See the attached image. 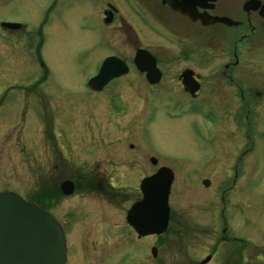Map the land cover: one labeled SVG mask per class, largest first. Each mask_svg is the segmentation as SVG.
<instances>
[{
  "label": "rangeland",
  "instance_id": "obj_1",
  "mask_svg": "<svg viewBox=\"0 0 264 264\" xmlns=\"http://www.w3.org/2000/svg\"><path fill=\"white\" fill-rule=\"evenodd\" d=\"M57 1L59 3L51 9V13L49 7ZM143 1L148 3V0ZM107 3L113 4L117 12L114 23L109 26L104 24L106 16L102 13ZM122 3V0H86L85 3L82 0H0V191H13L26 201H43L47 211L61 222L68 219L66 214H72L78 208L95 210L96 219L102 221L96 225L88 221L93 228L86 225V220L77 226L69 220L66 222L76 233L80 231L89 237L78 243L83 246L82 256L96 247L93 244L96 239L92 234L88 235L87 230L100 231L103 228L116 230L120 242L126 239V249L119 251L115 264H123L119 259L123 254L126 264H147L144 258L149 252L144 251L145 245L147 248L158 246L163 257L162 264H176L179 251L183 249L189 253L204 254L218 234V228L212 226L203 233L187 232L181 236L176 231L177 207L185 200L190 204L196 198L197 203L204 199H217L215 193L221 191L217 189V184L222 183L228 174L207 173L210 186L204 188L196 179V174L173 170L169 203L174 217L169 233L164 232L161 237L139 240L124 224L126 208L139 196V179L151 175L155 169L149 165L148 155H153L154 151L178 155L211 149L206 141L199 144L202 138L194 134V125L200 127L204 123V129L208 127L198 116L184 115L180 119H171L156 110L154 116L148 114L152 117L150 121L145 115L148 101L146 83L136 70L113 82L100 95L90 94L85 88L84 80L95 73L101 56L111 51L108 43H118L123 57L132 56L131 39L122 30L120 22L136 29L137 22L133 21ZM48 12L47 21L50 17L51 24L45 27L43 20ZM3 21L21 22L25 27L15 32L4 31L1 28ZM86 21L100 26L106 50L98 48L96 29L83 25ZM39 24L45 28H39ZM36 29L45 34L42 45L37 39ZM140 33V42L146 48L168 60L164 69L174 71L177 65L169 59L173 51L166 50L170 45L164 43L153 30L150 33L142 28ZM39 46L43 64L64 88L65 93L60 96L55 95L57 90L50 96L52 90L47 88L46 94L41 93L44 90L40 88L35 93H32L33 89H28L42 72L33 54ZM247 80L255 81L253 77H247ZM51 82L48 80L45 85L54 84ZM262 112L260 119L256 116L257 112L249 117L248 132L258 134V129H261L263 135L256 140V148L252 147L249 150L251 153H246L247 166L239 174L246 176L248 200L247 205L241 208L244 217L238 216L231 222L239 232L244 230L240 221H245L247 245L264 250V110ZM147 113H153V110H146ZM249 145L248 141L247 147ZM248 162H254L255 171H248ZM82 165L84 170L92 169L96 173L78 172ZM186 176L189 177V184L182 187L186 190H182L180 182ZM65 177L71 178V183L79 184L107 180L118 188L104 196L101 190H88L83 185L63 198L55 191ZM126 186L134 191L123 194L126 189L122 187ZM178 186L181 189L179 193L173 192ZM229 204L238 206V200L231 198ZM73 207L77 208L70 211ZM188 212L191 213L190 210ZM99 215L102 217L98 218ZM75 216L78 219L77 211ZM249 248L247 246L246 250ZM256 253L252 248L249 255L254 257ZM151 262L157 264V261Z\"/></svg>",
  "mask_w": 264,
  "mask_h": 264
},
{
  "label": "flooded vegetation",
  "instance_id": "obj_2",
  "mask_svg": "<svg viewBox=\"0 0 264 264\" xmlns=\"http://www.w3.org/2000/svg\"><path fill=\"white\" fill-rule=\"evenodd\" d=\"M82 1L85 3L86 0ZM122 2L125 10L132 15L133 21L135 19L137 22L135 30L126 23L120 22L123 25L122 30H125L131 39L132 56L130 58L123 57L120 54L118 43H108L111 51L101 56L97 71L106 57H116L129 67L126 75L132 70H136L142 77L141 79L145 81L147 90L145 93L148 99L145 104L146 116L148 114L154 116L156 110L162 111L166 118L171 119H180L184 115H195L205 121L208 126L204 129V123L200 127L194 125L193 130L194 134L202 138L199 144L206 141V144L210 146V151L196 150L190 154L165 155L153 150V155L147 156L149 165L155 168L151 173L157 172L160 167L170 168L173 175V170H184L186 174H196V179L200 180L199 183L204 188L210 186L207 173L213 171L217 174L221 172L228 174L222 183L217 184L219 185L217 189L221 190L215 193L217 199H204L197 203L196 198L191 200L190 204H187L188 200H185V203L180 202L177 207L176 231L181 236L187 232L203 233L212 226L215 229L218 228L216 230L218 234L216 233V240L204 254L189 253L183 249L179 251L176 254V264H264V250L258 246L247 245L245 221H240V226H243L244 230L239 232L234 229L231 222L238 216L244 217L241 208L243 205H247L248 200L246 176H239V174L247 166L246 153H251L249 150L252 147L256 148V140L263 135L261 129H258V134L253 132L250 134L248 122L251 120V118L249 119L250 115L256 112V116L260 119L264 110V0H148V3L143 0H122ZM149 2L151 3L149 4ZM58 3L59 1L54 4L52 2L49 11L54 9ZM102 13L106 16L104 18L106 26L114 23L113 19L117 12L113 4L107 3ZM48 15L49 12L43 20L45 27L51 24L50 17L47 21ZM83 25L90 29H96L99 37L97 39L98 48L106 50L107 47L104 46L103 39L104 32L100 26L96 23L93 26L89 22ZM43 26L39 24V28ZM142 28L150 33L153 30L154 34L160 35V39L164 43L171 46L166 50L173 51V55L169 59L175 61L177 65L174 71L164 69L168 60L158 57L140 42ZM36 30V35L39 36L37 39L41 41L40 45H42L45 34ZM40 47H36L33 54L42 72L36 76L33 85L28 89H33L32 93H35L40 88L44 90L40 92L45 93L47 88L52 90L50 96L57 90L55 95L60 96L65 93L64 88L60 86V82H56L53 74L48 73L45 69L41 60ZM143 50L155 58V66L158 69L156 73H153V76L149 77L150 79L147 78L146 72L138 70L134 64L137 53ZM162 60H164L163 63ZM167 73H171V75H167ZM123 76L113 78L99 91H92L88 88L87 90L90 94L100 95L108 86ZM152 77H155V82H150L153 80ZM247 77H253L254 83L247 80ZM48 80H52L51 83L54 84L45 85ZM46 98L47 96L45 101ZM146 110H153V113L146 114ZM148 118L150 121L152 120V117L148 116ZM82 123L85 125V122L82 121ZM248 141L249 147H247ZM253 163L248 162V171L250 172L256 170ZM80 168L78 169L80 173H96L92 169L84 170L83 165ZM141 179L137 183L139 196L129 203L124 213V219L130 206L141 199ZM65 181L71 182V178L61 179L55 191L63 198L82 188L83 185L88 190H101L104 196L111 194L110 190L118 188L107 180L105 182L102 180L93 181V184H90V181L80 184L73 182L72 191L67 194L61 188ZM188 184L189 177H183L180 182L181 188ZM172 185L173 182L170 187L169 199L172 194ZM179 187L174 188L173 192L179 193L178 191L181 190ZM122 188L126 189L123 194L128 193L129 190L131 193L134 191L133 188L127 189V186ZM231 198L238 200V204H236L238 206H230ZM31 202L48 210L43 201ZM76 208L73 207L70 211H74ZM189 210L191 213L188 212ZM76 211L78 219L75 216ZM95 213L96 211L90 208H78L72 214H66L68 219L64 222L59 221L53 214L61 225L65 239V264H115L119 251L126 249V239L120 242L116 230L89 229L86 233L94 236L96 241L93 244H96V247L94 250L91 249L92 252L81 255L83 246H79L78 243L89 237H85L80 231L76 233L70 229L66 222L69 220L77 226L78 223L82 225L83 220H86V225L93 228L92 222H95L96 225L102 221L96 219L97 214ZM101 217L99 215L98 218ZM173 217L174 213L169 203V221L165 232L169 233V225ZM124 224L131 230L128 231L132 232L131 234L139 240L152 236L161 237L163 234L138 236L126 219ZM92 242L93 240L90 243ZM221 245L224 246L221 247ZM247 246L250 247L249 250H246ZM86 248L89 247L86 246ZM252 248H255L257 252L253 254L254 257L249 255ZM143 249L149 252V255L145 253L144 258L147 264H151L152 260L157 261V264H162L163 257L159 254L158 246L147 248L145 245ZM152 249H155L154 254ZM120 257L119 259L125 263L124 254Z\"/></svg>",
  "mask_w": 264,
  "mask_h": 264
},
{
  "label": "water",
  "instance_id": "obj_3",
  "mask_svg": "<svg viewBox=\"0 0 264 264\" xmlns=\"http://www.w3.org/2000/svg\"><path fill=\"white\" fill-rule=\"evenodd\" d=\"M16 27L19 24L2 23ZM135 64L145 70L147 78L157 72L154 58L138 52ZM127 72L124 62L106 58L98 73L88 80V86L100 89L111 78ZM155 81V77H152ZM150 79V78H149ZM173 174L170 169L159 170L140 182L142 198L127 211L126 221L139 235L165 231L169 219L168 194ZM64 193L72 191V183L61 185ZM153 254L155 249H152ZM66 246L62 228L49 212L26 201L13 191H0V264H65Z\"/></svg>",
  "mask_w": 264,
  "mask_h": 264
},
{
  "label": "bare ground",
  "instance_id": "obj_4",
  "mask_svg": "<svg viewBox=\"0 0 264 264\" xmlns=\"http://www.w3.org/2000/svg\"><path fill=\"white\" fill-rule=\"evenodd\" d=\"M190 116H192V115H189V117H190ZM182 117H183V116H181V118H182ZM150 123H151V122H150ZM165 230H166V229H165Z\"/></svg>",
  "mask_w": 264,
  "mask_h": 264
}]
</instances>
